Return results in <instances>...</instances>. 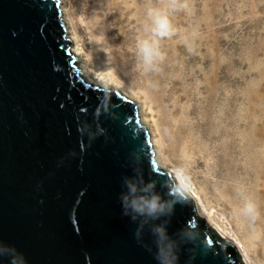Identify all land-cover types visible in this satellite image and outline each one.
<instances>
[{"label":"water","instance_id":"95a60500","mask_svg":"<svg viewBox=\"0 0 264 264\" xmlns=\"http://www.w3.org/2000/svg\"><path fill=\"white\" fill-rule=\"evenodd\" d=\"M61 5L0 0V264H240L138 104L82 78Z\"/></svg>","mask_w":264,"mask_h":264},{"label":"rangeland","instance_id":"374dc122","mask_svg":"<svg viewBox=\"0 0 264 264\" xmlns=\"http://www.w3.org/2000/svg\"><path fill=\"white\" fill-rule=\"evenodd\" d=\"M63 1L69 19L74 21L78 15L74 3ZM148 2L149 6L165 7L169 0ZM130 3L127 18L140 23L124 22L119 25V33L124 34L122 58L129 61L137 78L130 77L129 68L127 72L120 69L109 42L102 57L91 58L98 67L96 73L141 95L145 94L142 84L157 78L164 88H173L178 96L185 95L180 102L185 108L203 106L212 100V117L228 132L220 136L218 143L231 147L236 176H228L226 166L217 167V155L224 149L219 148L217 154L214 149V155L176 150L161 130L159 136L155 133L160 160L172 177L179 178L177 171L181 169L191 176L190 192L196 196L197 216L202 214L198 217L240 246V263L245 255L246 264H264V257L251 258L254 246L250 250L247 247L251 234L248 238L240 235L246 223L242 213L245 200L251 198L259 206L264 204L259 195L264 190V0H187L190 12H170L169 19L177 32L160 41L164 60L159 63V72H145L137 52V42L145 36L144 0ZM185 38L193 41L192 52ZM143 113L150 117L147 105ZM252 229L257 230L255 225Z\"/></svg>","mask_w":264,"mask_h":264},{"label":"bare ground","instance_id":"6f19581e","mask_svg":"<svg viewBox=\"0 0 264 264\" xmlns=\"http://www.w3.org/2000/svg\"><path fill=\"white\" fill-rule=\"evenodd\" d=\"M60 1L62 3L63 18L66 28L68 27V35L72 42L71 52L77 61L82 78L94 86L120 91L127 99L139 105L143 103V106H138L139 122L148 131L150 143L154 150V158L159 168L169 171L160 160L155 136V133L159 136L161 130L163 136L176 150L199 151L202 155H207L208 153L214 155V149L215 154H217L219 148L220 150L224 149L221 154L217 155V167L226 166V170L230 172L228 176H236L237 166L234 163V157L230 154L231 147L228 145L225 148L221 142L218 143L220 136L226 135L228 132L220 122L214 121L212 117V100L207 101L203 106L193 105L192 107L185 108L180 104L181 99L185 95L178 96L173 88H164L157 78H152L147 85L142 84L145 94L141 95L137 92L124 89L112 79L107 80L99 77L96 73L98 67L94 59L91 58H93L92 56L102 57L103 50L106 48V42H109L113 45L111 54L117 60L120 69L127 72L126 69L129 68L128 73L130 77L137 78L136 72L130 70L129 61L124 60L125 56L122 58L124 53L121 44L123 43L124 34L119 33V25L124 22H131L135 25L140 23L139 20L127 18V15L131 11L127 6L131 0H71L78 14L77 16L75 14L74 21L69 19L64 1ZM144 3V13H146L149 2L148 0H144ZM125 36L128 37L126 32ZM128 39L130 38L128 37ZM167 63L171 65L170 61ZM146 105L150 115L149 118H146L143 113ZM208 143L212 144V146ZM196 162L198 165L201 163L200 161ZM173 179L179 188V178L173 177ZM184 193L196 203V196L194 194L187 191ZM259 195L264 201L263 189L259 192ZM232 203L229 201V204ZM258 209L259 218L254 224H250L245 217L246 223L241 229L242 234H240L242 237L247 238L251 234V240L250 242L247 241V247L250 250L254 246L253 253L251 254L252 259L264 257L262 255V250H264V204L258 205ZM198 216L202 217V214ZM204 222L221 239L235 247L239 256L241 255L242 250L240 246L236 245L220 230L210 226L207 220ZM254 225L257 228L256 231L252 229ZM244 256L241 264L247 263L246 256Z\"/></svg>","mask_w":264,"mask_h":264},{"label":"clouds","instance_id":"9594fccd","mask_svg":"<svg viewBox=\"0 0 264 264\" xmlns=\"http://www.w3.org/2000/svg\"><path fill=\"white\" fill-rule=\"evenodd\" d=\"M182 9L191 11L188 8L187 0H169L168 5L165 7H148L147 19L144 24L145 36L137 42V52L145 72L161 71L159 63L164 60V54L160 49V41L176 34L177 29L172 25L169 15L170 12ZM195 35L196 33L193 32V38ZM185 44L189 52L194 50L193 41L189 42L185 38ZM177 176L179 177V194L182 195L185 191L190 193L192 187L191 176L185 175L182 169L177 171ZM151 207L153 209L156 207L155 202L151 204ZM242 213L250 224H254L259 218L258 205L251 198H248L245 200Z\"/></svg>","mask_w":264,"mask_h":264},{"label":"trees","instance_id":"16d2710c","mask_svg":"<svg viewBox=\"0 0 264 264\" xmlns=\"http://www.w3.org/2000/svg\"><path fill=\"white\" fill-rule=\"evenodd\" d=\"M241 264V263H240Z\"/></svg>","mask_w":264,"mask_h":264}]
</instances>
